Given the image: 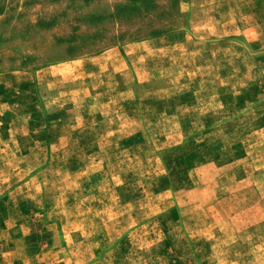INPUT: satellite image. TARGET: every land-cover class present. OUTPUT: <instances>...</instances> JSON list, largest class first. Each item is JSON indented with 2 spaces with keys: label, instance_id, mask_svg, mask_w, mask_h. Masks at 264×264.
<instances>
[{
  "label": "rangeland",
  "instance_id": "rangeland-1",
  "mask_svg": "<svg viewBox=\"0 0 264 264\" xmlns=\"http://www.w3.org/2000/svg\"><path fill=\"white\" fill-rule=\"evenodd\" d=\"M0 264H264V0H0Z\"/></svg>",
  "mask_w": 264,
  "mask_h": 264
}]
</instances>
